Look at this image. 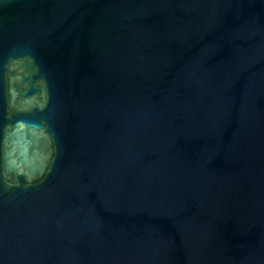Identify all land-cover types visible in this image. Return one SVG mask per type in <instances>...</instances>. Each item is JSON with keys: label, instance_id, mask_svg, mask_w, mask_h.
I'll list each match as a JSON object with an SVG mask.
<instances>
[{"label": "water", "instance_id": "obj_1", "mask_svg": "<svg viewBox=\"0 0 264 264\" xmlns=\"http://www.w3.org/2000/svg\"><path fill=\"white\" fill-rule=\"evenodd\" d=\"M0 264H264V0H0Z\"/></svg>", "mask_w": 264, "mask_h": 264}]
</instances>
